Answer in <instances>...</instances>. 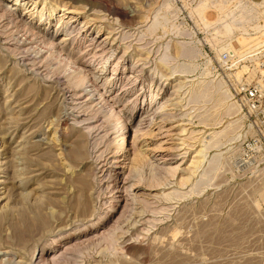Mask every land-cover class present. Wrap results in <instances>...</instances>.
<instances>
[{"label":"rangeland","instance_id":"rangeland-1","mask_svg":"<svg viewBox=\"0 0 264 264\" xmlns=\"http://www.w3.org/2000/svg\"><path fill=\"white\" fill-rule=\"evenodd\" d=\"M166 1L184 35L148 32ZM173 1L0 0L13 13L0 11V264H264V174L228 168L248 129L235 104L234 116L191 98L216 79L204 58L222 45L199 24L220 14L178 0L179 16ZM72 19L75 41L59 28ZM237 26L232 39L209 25L234 50L248 40ZM46 34L87 67L84 86L47 53ZM95 40L106 50L90 63ZM181 44L202 56L180 57Z\"/></svg>","mask_w":264,"mask_h":264},{"label":"bare ground","instance_id":"bare-ground-1","mask_svg":"<svg viewBox=\"0 0 264 264\" xmlns=\"http://www.w3.org/2000/svg\"><path fill=\"white\" fill-rule=\"evenodd\" d=\"M15 1H18V0H15ZM198 1L199 0H194V4L193 5L191 4L192 7H191L190 11L193 9V7L196 5V3ZM201 4H202V6H200L199 10H197V11L195 10L194 14L203 17L204 11L207 10V7L208 8L211 7V9L216 10V12L220 15H219V17L215 23L220 22L222 24H227V28L225 29V33L227 32L228 35L230 34L232 39H233V31H234V25L235 24L241 25V26H237L239 29L236 32H238L239 34H241V32H243L241 37L242 38L244 37V39H246V40L248 39L246 41L247 43L249 41L253 40L252 35H256V34L259 36V38L264 39V0H262L261 3H259V4L250 2L249 0H204V3H201ZM14 5H17V2ZM170 8H171L170 2L166 1L162 5V9H164L165 12L160 13L161 10H159L153 14L150 25L148 26V32L153 33L156 30L163 29L164 27L169 25L170 26L169 28L171 29L172 32L174 31L177 34H183V32H181L177 27H175V24L168 19L167 15L169 14ZM4 10L0 8L1 12H3ZM68 10H69V7L66 8L65 6H63V10H62L63 14H75L76 15L79 11V9H77V8L70 9V11H68ZM4 13H6L7 15H10V16L13 14L11 11H4ZM192 16H193V14H192ZM93 20H96V19H93ZM75 22L76 21L74 19H72L71 21H69L67 23H61V25L59 27L62 29V31H65L64 36L69 38L70 40H74L77 38L76 35H72L77 30V28H76L77 26L75 25ZM215 23H213V24L210 23V24L215 25ZM199 25H201L203 27V30L206 32V34L209 32V35L211 36L210 39H213L214 41H216L217 43H220V45H222L219 50H226V49L230 48L231 43L227 44V43L221 42L220 41L221 40V34L219 33V31H215L212 28H210L208 23L207 22L205 23V19H202L201 23ZM85 26H86V24L84 26H82L81 29L79 28L78 30L85 29L84 32H86V31L88 32V28H86ZM76 33H80V32H76ZM37 34L41 35V32H38ZM83 34L84 33H81V35H83ZM40 37L42 38V40H43V38L45 39L44 40L45 42L44 41L43 42L46 44V47H44V48L47 49V53H49V54L54 53L59 59V64L62 63L65 65H68V64L70 65L64 71L68 77L72 78V80L74 81L73 84L76 87L84 86L85 80L87 79V77L90 74L87 70V67L83 66V64H78L76 62L77 60L71 61V56H68L69 54L64 52L65 51L64 47H61L60 44L56 43L53 35L46 34V35H42ZM238 43L240 44V46H245V44H246V43H241V42H238ZM91 45H96L97 47H101V49L98 52H93V53L91 51H87L88 52L87 57H86L87 61L90 62V61L94 60L97 55H100L99 56L100 59L102 57L104 58L103 51L106 50L104 43L99 41V40H95L94 43H91ZM75 50H78V53L80 52L79 48H75ZM168 52H169L168 47H166L164 54H163L162 58L160 59V61L164 65L168 64L171 61L170 55ZM84 56H86V55H84ZM201 56H202L201 52L199 50H197L195 47H191L189 44H181L180 57H186V58L195 60L196 58L201 57ZM90 63H93V62H90ZM209 73L210 72H207L206 74L208 76H210ZM237 74L240 75V72H237ZM194 95L195 94H193L191 97L192 100L202 99V98L205 99V98L209 97V98L213 99V101L215 102L213 108L226 109L228 112L233 111L234 116L236 115L235 113H237L236 108L234 106V103L233 104L229 103V101L231 99H230L228 90H224V85L221 82V80L212 79V80H209L208 82L203 83L201 85V89L199 90V93L195 96ZM111 99L113 100V98H111ZM235 122H239V120H236ZM217 133L220 134V132H217ZM217 133H215V134H217ZM217 136H219V135L217 134ZM214 137L216 138L215 135H212V138H214ZM239 137H240V135H237L236 138L238 139ZM236 138H235V140H236ZM124 140L125 139L122 136V138H121L122 146L124 145ZM206 149L207 148L204 146L198 152H196L198 159L194 162L195 163V166H194L195 169H198V167L200 166V164L202 162V160H200V159H203L202 157H204V151H207ZM121 167H122V165H121Z\"/></svg>","mask_w":264,"mask_h":264},{"label":"built area","instance_id":"built-area-1","mask_svg":"<svg viewBox=\"0 0 264 264\" xmlns=\"http://www.w3.org/2000/svg\"><path fill=\"white\" fill-rule=\"evenodd\" d=\"M179 1L174 0L173 4L181 16L183 5ZM190 1L191 5L193 1ZM252 37L253 40L235 50L230 46L216 53L215 48L208 47L204 58L210 75L225 83L248 129L228 166L230 174L237 179H254L264 174V39L257 34Z\"/></svg>","mask_w":264,"mask_h":264}]
</instances>
